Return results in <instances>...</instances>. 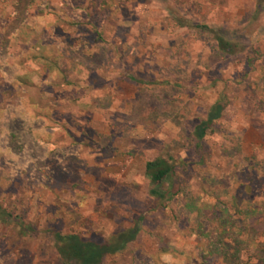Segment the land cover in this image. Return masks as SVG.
I'll list each match as a JSON object with an SVG mask.
<instances>
[{
	"label": "rangeland",
	"instance_id": "obj_1",
	"mask_svg": "<svg viewBox=\"0 0 264 264\" xmlns=\"http://www.w3.org/2000/svg\"><path fill=\"white\" fill-rule=\"evenodd\" d=\"M220 97L197 165L192 128ZM158 156L176 162L169 207L144 176ZM244 192L264 198V0H0V264H60L48 230L103 241L142 214L102 264H233L184 229Z\"/></svg>",
	"mask_w": 264,
	"mask_h": 264
},
{
	"label": "trees",
	"instance_id": "obj_2",
	"mask_svg": "<svg viewBox=\"0 0 264 264\" xmlns=\"http://www.w3.org/2000/svg\"><path fill=\"white\" fill-rule=\"evenodd\" d=\"M176 22L179 27L197 29L212 35L217 50L223 55H233L236 52L238 43L234 44L210 25L191 24L182 18H178ZM225 108L224 98L213 101L192 128L197 165L206 163V153L202 151L203 141L222 117ZM175 169L176 162L162 156L144 164V176L150 186L149 195L159 204L164 203V207H169L178 193V190H173ZM211 197L214 204L208 210L196 209L198 221L191 228L184 229L188 235H194L205 243L200 250L202 261L217 258L233 264H264V198L253 201L247 192L232 194L230 199H227L229 196L225 193ZM11 216L0 205L1 221L10 224L7 220ZM144 218L145 214L138 216L133 225L114 231L103 241L75 231L62 232L57 228L48 231L53 236L54 250L60 264H102L105 258L123 251L137 239Z\"/></svg>",
	"mask_w": 264,
	"mask_h": 264
}]
</instances>
